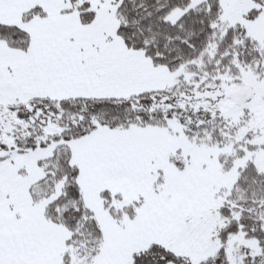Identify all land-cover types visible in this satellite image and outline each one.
Returning <instances> with one entry per match:
<instances>
[{"label": "snow or ice", "instance_id": "snow-or-ice-1", "mask_svg": "<svg viewBox=\"0 0 264 264\" xmlns=\"http://www.w3.org/2000/svg\"><path fill=\"white\" fill-rule=\"evenodd\" d=\"M0 264H264V0H0Z\"/></svg>", "mask_w": 264, "mask_h": 264}]
</instances>
